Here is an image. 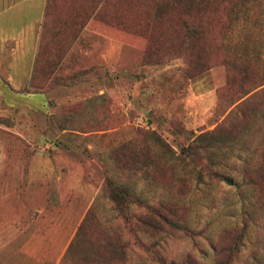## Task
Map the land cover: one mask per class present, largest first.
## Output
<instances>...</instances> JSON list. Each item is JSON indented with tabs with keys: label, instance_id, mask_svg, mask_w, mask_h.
<instances>
[{
	"label": "rangeland",
	"instance_id": "obj_1",
	"mask_svg": "<svg viewBox=\"0 0 264 264\" xmlns=\"http://www.w3.org/2000/svg\"><path fill=\"white\" fill-rule=\"evenodd\" d=\"M171 1L51 0L49 89L0 72V264H264V0Z\"/></svg>",
	"mask_w": 264,
	"mask_h": 264
},
{
	"label": "crops",
	"instance_id": "obj_2",
	"mask_svg": "<svg viewBox=\"0 0 264 264\" xmlns=\"http://www.w3.org/2000/svg\"><path fill=\"white\" fill-rule=\"evenodd\" d=\"M49 5L50 0H0V32L4 33L0 72L11 87H31L29 76L34 72L43 24H49Z\"/></svg>",
	"mask_w": 264,
	"mask_h": 264
},
{
	"label": "trees",
	"instance_id": "obj_3",
	"mask_svg": "<svg viewBox=\"0 0 264 264\" xmlns=\"http://www.w3.org/2000/svg\"><path fill=\"white\" fill-rule=\"evenodd\" d=\"M182 3H185L183 2V0H178ZM186 1V4L187 6H195L196 2L200 5V9L198 11V14L201 12V9L203 8H206L207 6H209L212 3H214L216 5V0L212 1V0H184ZM241 1V0H239ZM262 1V0H261ZM107 2V0H105V3ZM173 0L169 3V6H172V7H176V4L173 2ZM50 3H51V0H50ZM178 5V4H177ZM213 5V4H212ZM50 7L51 5H49V24L48 26L45 24H43V31H42V34H41V38H40V43H39V47H38V50H37V54H36V59H35V67H34V72H33V75L32 77L36 76L35 78H40L41 81L43 82V76H44V73L43 72H47L48 70V64H49V49H50ZM202 7V8H201ZM233 8V7H232ZM232 8L229 10V12L231 13V10ZM163 7L162 5H158L157 8H155V14H158V15H162L163 14V11H162ZM106 13H100V12H95L94 14V19L97 20V18H101L102 21L106 22L107 21V16L105 15ZM203 10H202V16H203ZM197 18H201L200 16H195ZM189 19H192V16L191 17H187ZM106 20V21H105ZM224 20V19H223ZM194 22L192 23H189V24H184V27H185V36H186V39L188 40H192L194 42V45L195 43L199 40V38L201 37V35H203V32H201V26H199V24L193 20ZM184 22V21H183ZM183 24V23H182ZM151 46H148L147 47V51L145 52V55H148L150 54V52H152L150 50ZM195 48L194 46L190 49H193ZM152 49V48H151ZM84 72V71H83ZM80 73L79 75L81 74H84V73ZM42 82H34V81H31L30 82V86L33 88V87H45V89H49V85H50V79L47 80V82L45 83H42ZM261 106H264L261 105ZM251 118L250 121H252V124H251V127H250V133L251 135L254 137L256 134L260 133V132H264V126H263V120H264V112L261 110V111H258L256 113H254L252 115V117H248V119ZM245 136V135H244ZM264 136V135H263ZM191 146H187L186 149H184L183 151L185 152V154H188L189 150H190ZM192 150V148H191ZM261 161H264V153L261 154ZM243 165H247V162L245 160H243ZM103 168H106V165L104 164L103 165ZM243 171H247L246 170V167L244 168L243 167ZM253 174L252 175H249L247 177V179H245V183L247 186H249V188L254 192L256 193L258 191V186H259V182L261 183V181L264 179V175L259 173L258 170H254V171H251ZM105 180V179H104ZM226 185L228 186H232V183L230 180H227V179H223L222 180ZM110 185H112L110 182H108L107 184V189L109 191V195L107 194V198L111 199V201H113V204H118L119 203V200H122L123 197H120V194H113L111 192V187ZM105 188L104 186V182H103V185L101 186V189H100V193L101 191ZM103 192H105V190H103ZM169 197H167L168 199ZM251 203L248 204V206L250 205ZM96 205V204H95ZM160 205H162V203H160ZM256 208H257V202H256ZM126 206V205H125ZM245 209V207L243 206L242 207V210ZM144 214L142 215H137V216H134L132 217V220L133 222H137L140 226V216H143ZM141 225H143L141 223ZM141 229H142V226H140ZM129 233L131 232V230H128ZM141 230H139L137 233H141L140 232ZM143 232H145L144 230H142ZM223 232H230L232 233V231H234V233H237V232H241L239 229H233L232 231L231 230H222ZM141 234H139L140 236ZM225 248V247H224ZM223 248V249H224ZM225 252H229L230 254L229 255H233V252L236 251V245H233L232 247H226L224 249Z\"/></svg>",
	"mask_w": 264,
	"mask_h": 264
}]
</instances>
